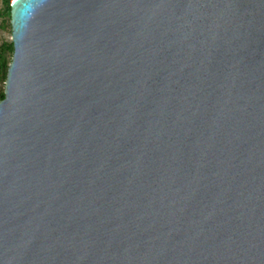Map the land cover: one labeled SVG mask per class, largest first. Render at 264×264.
<instances>
[{"label": "water", "instance_id": "obj_1", "mask_svg": "<svg viewBox=\"0 0 264 264\" xmlns=\"http://www.w3.org/2000/svg\"><path fill=\"white\" fill-rule=\"evenodd\" d=\"M0 264H264V0H12Z\"/></svg>", "mask_w": 264, "mask_h": 264}, {"label": "trees", "instance_id": "obj_2", "mask_svg": "<svg viewBox=\"0 0 264 264\" xmlns=\"http://www.w3.org/2000/svg\"><path fill=\"white\" fill-rule=\"evenodd\" d=\"M11 2L12 0H0V101L5 97L7 70L14 50Z\"/></svg>", "mask_w": 264, "mask_h": 264}]
</instances>
